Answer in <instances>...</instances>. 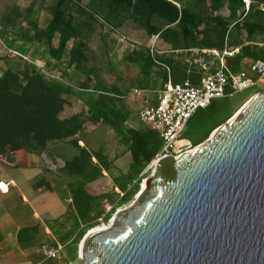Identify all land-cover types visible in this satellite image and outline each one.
<instances>
[{"label": "trees", "instance_id": "obj_1", "mask_svg": "<svg viewBox=\"0 0 264 264\" xmlns=\"http://www.w3.org/2000/svg\"><path fill=\"white\" fill-rule=\"evenodd\" d=\"M203 1L210 10V20L214 26L210 30L204 27L208 31L200 32L201 36L196 31L197 23L205 18L200 19L187 7L179 6L178 0H93L87 12L93 17L98 14L110 25L121 15H125L145 30L149 44L158 37L164 44L171 46L170 51L163 52L165 55L155 59L148 48L127 56L129 62L139 64L141 73L148 77L151 71H158V74L162 75L161 87L168 81L167 68L170 69L174 84L187 79L197 84L202 74L196 67L189 69L184 63L183 57L187 50H222L226 44H230L227 37L234 29L239 31L244 28L248 35L255 32L264 33V23L252 20L256 15L264 16V10L259 8L264 4V0H251L248 11L243 0ZM68 2L69 0H58L50 10L51 20L45 29L41 30L35 21L30 28L25 29L26 31L16 35L13 33L14 44L8 47H13L12 49L23 55H29L32 60L42 61L47 70L59 74L69 83L76 84L70 86L45 77L33 63L12 55L8 49L0 54V60L8 63V68L0 76V161H4L3 156L7 152L43 154L50 144L68 140L78 149V154L68 166L71 175L82 179L76 188H72L74 229L62 240L67 242L71 239L70 258L74 260L84 234L76 233L77 229L82 224L100 218L104 203L115 202L116 208L132 200L135 190L139 187L140 175L162 151L163 140L157 132L147 126H131V111L125 104V97L103 90L99 86L97 75L85 68L87 55L83 26L68 13ZM71 5L73 6V2ZM224 8L228 11L227 16L221 13ZM244 18L246 21L242 23ZM160 23L164 24V27ZM9 32L11 33V29ZM250 44L248 40H243L240 44L227 45L231 49L240 47L238 55L228 60L233 72L240 71L245 60L252 62L264 59V47ZM52 62L53 64L48 66V63ZM227 94H233L230 88H227ZM73 101L80 102L83 109L74 112ZM204 109L195 113L188 122L184 135L179 138L188 140L193 148L207 140L210 134L227 122L234 113L231 111L217 114L213 111L212 102ZM84 112L93 121L113 129L132 156L128 172L107 183L109 192H95L99 191L101 185L102 167L109 168L105 156L101 152L93 154L85 144L80 146L79 142L84 143V140L76 138L83 130ZM93 159L98 164L93 162ZM116 188L123 193L119 201H116V198L120 197V194L115 192ZM111 215H106L105 221H108Z\"/></svg>", "mask_w": 264, "mask_h": 264}, {"label": "water", "instance_id": "obj_2", "mask_svg": "<svg viewBox=\"0 0 264 264\" xmlns=\"http://www.w3.org/2000/svg\"><path fill=\"white\" fill-rule=\"evenodd\" d=\"M156 158L133 202L82 237L80 264H264V91L191 151Z\"/></svg>", "mask_w": 264, "mask_h": 264}, {"label": "rangeland", "instance_id": "obj_3", "mask_svg": "<svg viewBox=\"0 0 264 264\" xmlns=\"http://www.w3.org/2000/svg\"><path fill=\"white\" fill-rule=\"evenodd\" d=\"M178 1L180 2V4L178 3L179 6L187 7L198 18H205L203 21L199 20L197 23L198 29H196V31L199 36H201L200 32H203V30L208 31L214 26V23L210 20V10L203 0ZM57 2L58 0H0V43L8 46L14 44V37L9 35L10 29L11 33L16 35L21 31H26L25 29L30 28L35 21L40 25V16H44L43 18L45 19L46 15H50V10H52ZM72 2L73 6L71 5ZM92 2L93 0H69L67 8L68 13H71L76 19V22L83 26L85 34L84 40L86 42L85 53L87 55L85 68L93 71L97 75L99 78V86L103 90L119 93L125 97V104L131 111L129 124L131 126L144 128L146 125L141 123L138 117L139 110L144 104H152L156 101V91L162 86V75H159L158 71L153 70L151 71L150 77H148L146 74L141 73L139 64L130 63L127 56L133 54L137 50L141 51L148 48L151 51L150 54L152 58L155 59L157 56L165 55L163 52L170 51L171 46L169 44H164L160 39H158L157 44H149V37L145 30L138 24L129 20L125 15H121L120 18L114 20L111 25L102 20L98 14L97 17L91 16L87 11L88 7L93 4ZM259 8L264 10V4L259 6ZM221 13L227 16L228 11L224 8ZM252 20L254 22L262 21L264 23V16L256 15ZM244 21H246V18L242 19V23ZM85 22L88 23L85 24ZM203 22L205 24H203ZM160 25L164 27V24L160 23ZM204 27H208V30L204 29ZM231 34L229 36L230 39L227 37V42L229 41L228 43H230L227 45L229 46L240 44L243 40L251 42L250 46L264 45V33L255 32L248 35L246 29L240 28L239 31L236 29L232 30ZM235 35L239 37L237 36L234 38ZM234 42H236V44H232ZM70 44H72V42ZM217 67L218 65L210 68V72H214ZM252 76L256 78V75L252 74ZM73 84L76 83L74 82ZM135 88L145 91L144 94L135 97L128 96L131 90ZM260 90L264 91V81L259 82L254 88L246 91L236 92L225 98L214 99L212 101L213 111L220 115L233 111L232 118L244 104ZM73 102L75 103L73 106L74 112L83 109H81L82 105L80 102ZM203 110L205 109H200V112ZM69 111L71 112L72 109L70 108ZM82 120L84 122L83 130L76 138L83 139L84 143L79 142V145H86L93 154L96 152L103 153L109 164L108 169L102 167L103 177L102 180H100L101 185L99 191L96 190L95 192H109L110 187L107 183L113 181L114 178L123 173L128 172L132 164V156L127 146L118 139L114 130L109 126L93 121L86 112L83 113ZM183 135L184 133L182 136ZM178 146L180 149L178 156L193 149L189 141L180 140ZM50 152L53 158L54 156H58L59 160L63 162L64 165L67 163L66 167L58 169L57 177L62 184L66 185L72 196V188H76L79 181L82 180L78 176L71 175L68 171L69 162L78 154V149L72 144L71 140H68L51 144ZM93 162L98 164L95 159H93ZM150 165L151 163L140 175L141 180L139 186L145 179L153 174L154 167L149 168ZM115 192L118 193L116 190ZM122 196L123 195L120 194V197L116 198V201H119L118 199ZM134 199L135 195L131 201L116 208H114L116 206L115 202L104 203V211L100 218L88 224H82L78 233L83 232L84 236L94 228L107 226L108 221L113 218V215L116 214L119 209L130 205ZM61 210L67 213L63 210V207H61ZM70 213L68 214L70 215ZM108 214L112 215L108 221H105L104 218ZM61 245L63 249L59 259H51L49 264H80L82 262V258L78 256L77 251L76 258L74 260L70 258V251L72 250L70 242Z\"/></svg>", "mask_w": 264, "mask_h": 264}, {"label": "crops", "instance_id": "obj_4", "mask_svg": "<svg viewBox=\"0 0 264 264\" xmlns=\"http://www.w3.org/2000/svg\"><path fill=\"white\" fill-rule=\"evenodd\" d=\"M43 17L39 21L41 30L51 20L49 14L47 19ZM12 48L0 43V54ZM250 64L249 60L243 61L240 71L253 77ZM7 68L8 63L0 60V76ZM50 145L43 154L7 152L0 161V264H49L51 260L43 257L41 246L57 247L71 241L62 242L74 229L73 199L66 185L58 180V171L47 165L46 159L52 154ZM50 159L59 158L51 155Z\"/></svg>", "mask_w": 264, "mask_h": 264}, {"label": "built area", "instance_id": "obj_5", "mask_svg": "<svg viewBox=\"0 0 264 264\" xmlns=\"http://www.w3.org/2000/svg\"><path fill=\"white\" fill-rule=\"evenodd\" d=\"M243 1L246 11H248L251 0ZM157 40L158 37L153 40L152 44H156ZM9 52L33 63L45 77L70 86L73 85L59 74L47 70L39 61L32 60L14 50H9ZM239 52L240 47L230 49L227 46L222 50L215 48H192L187 50L183 57L184 63L187 64L189 69L196 67L202 74L197 84H193L189 79L174 84L170 69L167 68L168 81L156 91V101L152 104H144L138 114L140 122L157 132L162 138L163 148L159 156L171 154L177 157L180 151L179 138L184 133L190 119L198 110L207 108L214 99L227 97L229 95L227 94V88H230L233 93L243 92L264 81V59L254 60L250 64V71L256 75L257 79L249 76L245 71L233 72L230 69L228 60L236 57ZM216 65H218L217 69L210 72V68L216 67ZM144 92L135 88L131 90L128 96H142ZM46 160L49 169L52 171H58V169L65 167L59 159L47 158ZM149 168H153V162ZM115 190L123 195L118 188ZM62 249L63 246L42 245L40 252L46 260L59 259Z\"/></svg>", "mask_w": 264, "mask_h": 264}, {"label": "bare ground", "instance_id": "obj_6", "mask_svg": "<svg viewBox=\"0 0 264 264\" xmlns=\"http://www.w3.org/2000/svg\"><path fill=\"white\" fill-rule=\"evenodd\" d=\"M248 102V101H247ZM247 102L245 103V104H247ZM244 104V105H245ZM243 108V107H242ZM241 108V109H242ZM240 112V110L237 112V114ZM236 114V115H237ZM235 115V116H236ZM180 142V141H179ZM179 142H178V144H179ZM180 156H178L177 158H179ZM157 163H158V158H156L154 161H153V167H154V169H155V167H156V165H157ZM146 188V180L142 183V188H141V190H144ZM138 196V195H137ZM114 218V217H113ZM111 219V223H113L114 221V219ZM108 226V225H107ZM106 226H101V227H97V228H94V229H92V230H90L89 232H94L95 230H97L98 228H105ZM88 234V233H87ZM81 246H82V248H83V244H81Z\"/></svg>", "mask_w": 264, "mask_h": 264}]
</instances>
